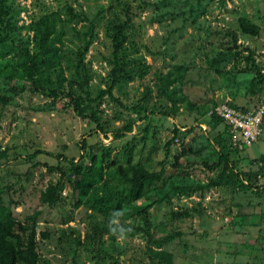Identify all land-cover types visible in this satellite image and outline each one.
<instances>
[{
	"label": "rangeland",
	"instance_id": "obj_1",
	"mask_svg": "<svg viewBox=\"0 0 264 264\" xmlns=\"http://www.w3.org/2000/svg\"><path fill=\"white\" fill-rule=\"evenodd\" d=\"M8 3L15 12L13 33L30 51L36 50L33 28L40 17L56 19L61 36L55 47L68 80L74 79L75 70L74 64L70 69L68 64L82 44L73 33L92 34L85 67L78 74L81 81L86 80L85 91L92 99L88 112L98 118L100 129L66 109L64 96L53 99L45 92L32 93L28 81H17L11 88L0 86V98L5 99V103L0 101L1 215L11 214L23 227L20 235L35 234L37 263L264 264V259L256 258L261 253H255L264 252V190L240 192L210 185L224 169L223 163L213 168L215 149L220 147L216 139L222 137L225 143L228 132L223 124L210 121L207 113L212 105L226 100L245 110L264 102V79L258 76H264V0ZM69 11L80 18L68 22ZM241 18L258 25L260 33L242 34ZM114 31L121 40V70L113 85ZM11 58L16 57L11 54L7 59ZM176 67H182L180 77ZM43 73L55 81L53 70L43 69ZM168 74L174 81L170 85L166 84ZM74 87L82 95L79 86ZM136 106L147 113L136 114L132 110ZM127 125L132 128L124 130ZM173 129L183 132V143L173 139ZM102 131L110 134L108 138L104 139ZM116 131L125 134L115 139ZM83 141L85 150L93 146L98 160L99 141L111 148V156L131 143L133 163L153 175L162 171L153 190H147L155 202L146 213H140L138 205L123 204L112 210L93 207V196L104 201L126 187L120 171L125 162L116 158L101 164L102 180L80 203L73 173L54 206L40 201V193L57 183L59 167L68 166L57 156L64 154L79 163ZM231 148L225 150L233 168L254 172V160L264 155V123L251 147L238 153ZM38 150L41 153L32 157ZM35 215L33 225L30 219ZM252 219L257 220L255 226L249 225ZM168 235L174 239L163 250L175 259L162 263L150 250H157L154 240Z\"/></svg>",
	"mask_w": 264,
	"mask_h": 264
},
{
	"label": "trees",
	"instance_id": "obj_2",
	"mask_svg": "<svg viewBox=\"0 0 264 264\" xmlns=\"http://www.w3.org/2000/svg\"><path fill=\"white\" fill-rule=\"evenodd\" d=\"M15 12L12 9L11 5L8 3V0H0V86H7L11 88L17 81H28L27 89L32 93H47L48 96L53 99H58L60 96L67 98L66 109L73 110L78 116L89 119L92 122H95L98 129H100V123L98 118L92 112H88L89 106L88 102H91L92 99L86 93V80L83 78L81 81V74L78 72L84 69V57L88 51L91 42L92 34H89L87 31H75L73 36H75L79 42L82 44L78 46L76 51V58L73 62H69L68 69L70 65L74 64V79H66L62 73V68L60 67L58 48L55 47L56 42L60 40V30L57 27L56 19L51 15H44L36 22L33 28V36L36 42V50L30 51L19 39L17 35L13 32L16 31V20H14ZM80 18L73 11H69L67 15L68 22H73L74 20ZM238 27L242 34L248 36H257L260 31L259 27L256 24L250 23L244 18L238 20ZM57 33V35H56ZM113 42V85L114 82L118 81V72L121 70L120 57L121 55V40L118 33L115 31L111 34ZM235 41V37L232 36ZM14 54L16 58L7 59L9 55ZM252 56V53H249V58ZM254 66V62H251ZM43 69H51L56 74V79L51 80L49 73L43 77ZM215 69H218L216 67ZM176 72L178 77L181 76L183 72L182 67H176ZM259 79H264L260 74H258ZM171 75L168 74L167 85H170L173 80H170ZM46 79V80H44ZM264 81V80H263ZM79 86V91L82 93L79 94L76 91L75 85ZM111 86L109 87L108 93H110ZM85 96V97H84ZM0 101L5 103L4 98H0ZM242 111H248L237 105ZM134 112L140 115L142 112L147 113V110L141 106L134 107ZM85 112V113H84ZM88 112V113H87ZM152 112V111H151ZM208 119L215 124H223L224 129L226 125L223 121L216 117L210 116ZM131 125L124 127V130H130ZM174 130L173 139L183 143L184 134L178 129ZM228 132V131H227ZM125 132L116 131L113 133L115 139H120L124 136ZM110 134L102 131V136L104 139L108 138ZM224 139V138H223ZM222 137L216 139V143L220 144V147L216 150L217 161L213 164V168H218L221 163L224 164V169L218 174L215 181L211 182V186L225 185L237 189L240 192H247L250 189L258 191L260 189L264 190V155L259 156L254 160L256 163V170L253 171H236L233 168V161L230 160V153L225 150L229 144L230 139L227 133V141H223ZM228 142V143H229ZM97 148L101 150L100 159L96 156L93 146H89V149L85 150V141L81 145L82 153L80 155V162H75V158H69L66 155H59L60 159H63L68 163L67 167H59L60 177L56 184H49L41 193L40 201L43 204H47L52 207L59 200V194L64 189L66 183L70 181V173H73L76 177L78 185H75L74 192L77 196V203L81 202V198L88 193V191L95 186L99 181L102 180L104 176V167L101 165L103 162H108L113 158H116L119 161L125 162V166L120 168L123 178L125 179V185L122 190L117 189L114 194H111L109 197H106L105 200H101L98 197L93 196V207L98 206L102 210H112L119 209L124 205H138L141 206L140 213H146V210L154 204L155 200L150 201V196L147 194V190L152 189V185H155V180L162 175V171L158 175H153L143 168L138 166V163L132 162V148L131 143H126L123 147L121 153H117L114 156H111V148L103 145L102 141H99ZM100 144V145H99ZM227 145V146H226ZM188 146V144H187ZM96 148V149H97ZM233 148V147H232ZM231 150L234 153L241 152L233 148ZM199 151H201L199 149ZM41 151H36L33 156L40 154ZM4 157L0 154V160ZM88 158L87 162H84V158ZM111 165L114 163H110ZM109 167V166H108ZM107 167V168H108ZM226 169V170H225ZM153 190V189H152ZM264 192V191H262ZM2 198L0 196V264H38L37 257L35 255V234H26L25 232L20 235V232H23V227L12 218L11 214L1 215ZM36 215L32 217L31 223L34 225L36 220ZM257 223L256 219H252L249 223L251 226H255ZM46 237V234H43ZM174 239L173 236H164L160 239L154 240L152 246L157 250H150L151 254L156 257L160 262H165L166 260L171 259V263L174 262L175 256L171 253H168L163 250L165 245L169 244ZM249 251L254 249L250 248ZM257 260L262 261L264 259V252L262 250H257L255 253Z\"/></svg>",
	"mask_w": 264,
	"mask_h": 264
},
{
	"label": "built area",
	"instance_id": "obj_3",
	"mask_svg": "<svg viewBox=\"0 0 264 264\" xmlns=\"http://www.w3.org/2000/svg\"><path fill=\"white\" fill-rule=\"evenodd\" d=\"M207 113L223 121L230 145L237 150L251 147L262 134L264 102L255 109L242 111L237 105L230 104V101H224L212 106Z\"/></svg>",
	"mask_w": 264,
	"mask_h": 264
},
{
	"label": "clouds",
	"instance_id": "obj_4",
	"mask_svg": "<svg viewBox=\"0 0 264 264\" xmlns=\"http://www.w3.org/2000/svg\"><path fill=\"white\" fill-rule=\"evenodd\" d=\"M226 101H228V100H226ZM222 102H224V101H222ZM218 103H221V102H218ZM218 103H216V104H218ZM216 104H214V105H216ZM230 104H234V103L230 101ZM214 105H212V106H214ZM235 105H236V104H235ZM212 106H211V107H212ZM211 107H210V108H211ZM208 111H209V110H208ZM208 111H207V112H208Z\"/></svg>",
	"mask_w": 264,
	"mask_h": 264
}]
</instances>
